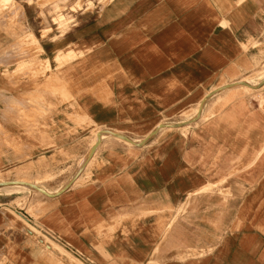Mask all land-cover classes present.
<instances>
[{
    "label": "crops",
    "instance_id": "crops-1",
    "mask_svg": "<svg viewBox=\"0 0 264 264\" xmlns=\"http://www.w3.org/2000/svg\"><path fill=\"white\" fill-rule=\"evenodd\" d=\"M21 17L0 20V103H21V125L0 105V171H76L100 129L137 142L101 137L32 213L0 193V264H43L16 214L79 264H264V81L231 85L264 67V0H114L65 49ZM195 101V120H159Z\"/></svg>",
    "mask_w": 264,
    "mask_h": 264
},
{
    "label": "rangeland",
    "instance_id": "rangeland-1",
    "mask_svg": "<svg viewBox=\"0 0 264 264\" xmlns=\"http://www.w3.org/2000/svg\"><path fill=\"white\" fill-rule=\"evenodd\" d=\"M113 2L114 0H0V20L4 23V25L10 22L15 26L21 22V15L27 12L31 17V25L35 30H39V35L41 36L40 39L42 41L50 44V40L56 39L55 43L57 44L58 48L65 49L67 47L65 40V35L67 32L70 33L71 36H73V34L74 36H77L76 28L78 26H80L81 24H85L88 21H92L94 18H91V15L95 16L98 13H102L103 9H105V7H107L108 5H111ZM27 7L28 9L26 11ZM31 35L33 36V34ZM20 39L18 40V44L21 45ZM22 43L28 49V52H30L31 57H34L35 55L39 54V52H42L39 47L38 41L34 42L30 35L25 37ZM18 57L21 60V54H19ZM256 65L258 66L259 63H257ZM43 71L44 66H42L41 72ZM254 72L255 71H252L250 74L241 78H249V76H251ZM18 73L19 74L17 75H21V68ZM255 80L256 83L260 84L264 81V77L260 79L256 76ZM254 91H249L247 93L242 91V93L239 95L251 94L254 93ZM197 103V101L186 102L185 108H180L179 106H175L174 103H171L170 113L171 115L175 116L159 120H162V122H179L185 120L193 113L192 108L195 107ZM2 104L4 105L5 109H8L7 111L18 115L16 121L21 125V103L1 102L0 105ZM221 104L222 102H219L218 105ZM220 109H217V111ZM1 134L3 133H0V143L2 142L3 138L5 144L8 145V147L12 148L14 146L12 141H15L13 139V136L7 133L3 135ZM32 171L33 169L29 167H21V165L13 166L9 169H3V171H0V177L10 179L21 177L28 178L32 181L37 180L41 182V185L49 187L51 189L49 190L50 192H57L61 188V186L66 183L65 179L69 176H73L72 174L75 171V166L59 167L57 171H53L52 173L44 172L43 174H40L39 172V174L36 176L33 175ZM88 177L89 172L85 173L81 183L85 182ZM74 178H71L70 182ZM0 193H3L7 196L11 206L19 207L20 209L25 208V210H27V212L29 213H32V201H30V198H32L31 193L33 197H43L39 194L37 195L34 191H31L29 189L14 190L11 192L0 191ZM29 193V196L23 197L24 195H28ZM16 215H14L15 219L17 221H20V223H22L21 225H25V227H28V229L31 230H29L30 233L28 231L26 236L31 238L32 241H38V243H40L42 250L41 261L43 264H79L78 261H75V259L69 257V255L66 253V251L70 252L74 256V258L77 259L73 252L57 242L53 243L49 241V239L45 237L47 236V234L39 229H37L38 231H36V229L23 222V220H27L21 214ZM21 218H23V220H21ZM51 240L55 241L54 239ZM192 254V252H189L190 256H192ZM6 262L7 261L4 260L1 262V264H6Z\"/></svg>",
    "mask_w": 264,
    "mask_h": 264
},
{
    "label": "bare ground",
    "instance_id": "bare-ground-1",
    "mask_svg": "<svg viewBox=\"0 0 264 264\" xmlns=\"http://www.w3.org/2000/svg\"><path fill=\"white\" fill-rule=\"evenodd\" d=\"M30 37L32 38V40L34 42L37 41L34 36L30 35ZM256 76L259 77L260 79H262V77H264V68L263 67L260 70L259 69L258 70H255V72L251 76H249V78H244V79H242L240 81L231 83V85L233 84L232 87L233 86L236 87L234 89L233 96H238L239 94L242 93V91L247 93L249 91H254V90H257L258 88H262V87H260L261 83L260 84L256 83V80H255V77ZM226 86L228 87L229 85H225L223 87L226 88ZM225 103H226V101L224 103H222V105H224ZM202 107L203 106L198 105L196 107V109H195V113L193 115H190L187 119L182 120L181 122H187L188 123L189 121L195 120L193 118V116L195 114L196 115H199L198 113H200L199 111H200V109H202ZM164 126H167L166 123H161L158 127L159 128L160 127L163 128ZM99 133L101 134V137L110 136V137H113V138L118 139V140H121V141L129 142L128 140H125L123 138V136H125V135H123L122 133H120V132H118L116 130L114 131V130H110V129H100L98 132H95V135H94L93 142L91 144L90 150L87 153L88 155L84 156L79 161L78 166H77V169H76L75 173L72 176V178H74V177L75 178L71 182L69 180L64 185H62L61 188L57 192H55V193L50 192L48 188H46L44 185H41L40 184L41 182H39L37 180L32 181V180H30L28 178H21V177L20 178H15V179L0 177V191L11 192V191H14V190L29 189V190L34 191L37 194H41V195H43L45 197H54V196L59 195L60 193H62L63 191H65L67 188H69L70 186H72L73 184H75L76 181L79 179V176H80L79 174L81 173V171L83 170V168H85L86 165L89 163V161H90L93 153L96 150L95 149L93 151L94 147L98 143V134ZM149 137H150V135H148L144 140H147V138H149ZM127 138L131 142H137L134 139H131L129 137H127ZM36 187L39 188V189H37ZM21 220H23V218H21ZM23 221H25V220H23Z\"/></svg>",
    "mask_w": 264,
    "mask_h": 264
},
{
    "label": "water",
    "instance_id": "water-1",
    "mask_svg": "<svg viewBox=\"0 0 264 264\" xmlns=\"http://www.w3.org/2000/svg\"><path fill=\"white\" fill-rule=\"evenodd\" d=\"M123 138H124L125 140H128L129 142H131L126 136H123ZM100 141H101V134L99 133V134H98V143H97V145L94 147L93 151L97 148V146H98V144H99ZM36 188H37V187H36ZM37 189H39V188H37Z\"/></svg>",
    "mask_w": 264,
    "mask_h": 264
}]
</instances>
